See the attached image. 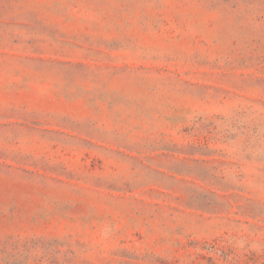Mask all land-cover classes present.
<instances>
[{
	"label": "rangeland",
	"instance_id": "obj_1",
	"mask_svg": "<svg viewBox=\"0 0 264 264\" xmlns=\"http://www.w3.org/2000/svg\"><path fill=\"white\" fill-rule=\"evenodd\" d=\"M0 264H264V0H0Z\"/></svg>",
	"mask_w": 264,
	"mask_h": 264
}]
</instances>
